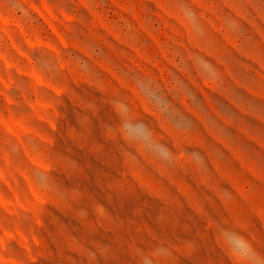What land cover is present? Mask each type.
<instances>
[{
	"label": "rangeland",
	"instance_id": "374dc122",
	"mask_svg": "<svg viewBox=\"0 0 264 264\" xmlns=\"http://www.w3.org/2000/svg\"><path fill=\"white\" fill-rule=\"evenodd\" d=\"M0 264H264V0H0Z\"/></svg>",
	"mask_w": 264,
	"mask_h": 264
}]
</instances>
